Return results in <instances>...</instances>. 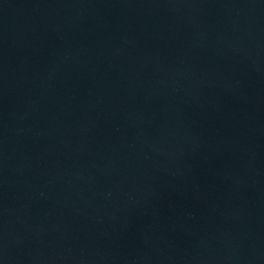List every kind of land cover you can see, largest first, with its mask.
I'll return each mask as SVG.
<instances>
[{
    "label": "water",
    "instance_id": "water-1",
    "mask_svg": "<svg viewBox=\"0 0 264 264\" xmlns=\"http://www.w3.org/2000/svg\"><path fill=\"white\" fill-rule=\"evenodd\" d=\"M0 264H264V0H0Z\"/></svg>",
    "mask_w": 264,
    "mask_h": 264
}]
</instances>
